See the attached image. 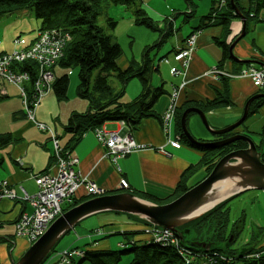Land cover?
<instances>
[{
	"label": "trees",
	"instance_id": "obj_1",
	"mask_svg": "<svg viewBox=\"0 0 264 264\" xmlns=\"http://www.w3.org/2000/svg\"><path fill=\"white\" fill-rule=\"evenodd\" d=\"M195 1L184 0L187 10L190 11L189 14L186 12H176L172 18L165 16L161 21H156L147 13L142 5V0H0V17L25 9L30 10L35 19L39 21L38 29H35L34 33H31L32 31L29 32L33 36L32 40H23L24 45L26 44V47H24L26 51L30 52V50L36 47V44H40L39 53L35 54L47 56L45 51L57 48V56L47 64L48 70H43L54 74V80L50 84V91L58 102L67 99L70 74L73 70L77 71L76 96L85 101L87 108L82 112L72 110L65 124L62 125L68 138L63 146L60 144L61 151L59 156L61 158H68V155L78 145L84 134L87 132L94 133L97 127L101 128L107 122H123L131 135L138 130L141 121L145 118H155L162 125L163 118L156 111L155 105L161 97L166 95V91L162 85L153 86L151 76L158 69L157 60L163 59V57V60H165L167 55L157 59L155 58L157 55L151 56L150 52L155 47L159 51L164 42H167L171 37L179 33L182 26L175 27L177 15L184 16L182 20L183 24L189 23L196 13ZM104 2L121 6L124 12L131 15L135 25L146 27L158 33L157 41L144 48L141 59L139 61L132 60L125 68H120L117 64L118 59L122 55L120 45L113 40L109 33H104V29L97 25V18ZM219 5L220 2L213 0L210 10L200 16L199 20H201V24L198 27L216 26L221 28L220 36L214 38V43L222 50V59L217 65L218 70L222 69L224 62L230 59V43L227 42V39L231 37V24L233 20H240V17L245 18V33H249L254 25L262 22L260 16L261 12L264 11V0H234V6L230 3V0H224L223 5ZM106 23L110 32L116 28L118 22L113 18L107 17ZM189 35H191V32ZM188 36H183V39L188 38ZM176 49L177 47L171 49L170 53L173 54V58ZM2 54H9V52H2ZM35 54L23 62H12L8 66L9 70L15 73L22 72L28 75L29 84L31 85L29 87L25 85L24 88L29 101L33 100V98L35 101L37 97L36 83H40V78L37 77L38 70H40V59ZM261 62L264 63V61ZM233 64L238 68L236 72H232L233 75L241 72L243 66L247 65L237 62H233ZM56 70H59V73ZM110 77L118 80L121 86L118 92L110 85ZM135 78L138 79L141 85L139 94L135 98L123 101L122 97L127 83ZM217 79L221 80L222 83L220 87H214L215 94L212 99L204 102H184L181 106L176 107L174 115V135L180 138V143L202 152L200 161L197 164L190 165L181 174L175 189L169 196L163 199L147 193L130 191L129 189H126V191L157 204L169 203L193 186L189 181L201 169L204 168L209 174L222 156L231 151L247 147L246 142L241 140L222 148L199 147L189 144L183 135L180 120L185 110L196 108L204 113H208L209 111L232 105L228 83L233 78L219 76ZM261 92L258 91L257 93ZM2 98L3 96L0 95V100ZM263 105L264 98L252 101L249 105L245 122L256 115ZM192 115H194L192 112L187 115V129L188 118ZM234 134L235 130L216 137L217 139H225ZM254 135L258 137L257 142H260L257 143L255 141L259 150L264 139V127L260 133ZM16 140L11 133H1L0 148L14 143ZM105 150L107 149L105 148ZM53 157L55 162H57L56 153H54ZM261 159L264 162V152ZM7 188L6 184H0V193ZM92 197L93 194L81 197L75 196L72 198V202L68 206H65L62 211H66ZM231 200L217 206L206 215L185 227L201 232L199 230L200 227L206 221H209L210 223H216L214 224L215 228H212L213 230L217 229V231H221L226 229L229 218L227 205ZM96 230H99V233H101L100 227L95 229L94 233L92 231V233L96 234ZM92 233L89 236L93 238L94 235ZM214 234H217V232L215 231ZM110 235H119L123 238L122 242L117 243L118 249L96 248L95 244L99 240H92L91 244L66 245L65 251L69 252L73 250L75 251L74 254L69 257L67 254L63 255L62 252H59L55 257V254L48 257L44 263L54 264L53 262L57 259L66 257L70 264H264V250H262L264 247L258 249L251 247V254L254 255L251 256L250 254V256H247L246 254L240 255V251L245 249L235 250V247L232 249L231 246L221 250L214 249L206 252L197 246L191 245V242H199L200 239H187L185 243H181L178 239L179 248L184 251L181 254L175 245H165L149 240L147 234L144 236L139 231H114L101 236V240ZM224 241L226 240H221V242ZM83 245H86L85 249L82 248ZM51 260L53 261L51 262Z\"/></svg>",
	"mask_w": 264,
	"mask_h": 264
},
{
	"label": "crops",
	"instance_id": "obj_2",
	"mask_svg": "<svg viewBox=\"0 0 264 264\" xmlns=\"http://www.w3.org/2000/svg\"><path fill=\"white\" fill-rule=\"evenodd\" d=\"M195 4V16L199 17L210 10L213 0H196ZM183 10H187V8L186 4L182 2L180 6L170 8V11L167 10L165 16L170 17L172 13L183 12ZM127 15L131 17L129 13ZM260 19L262 22L254 25L249 33L234 47L236 57L264 61V11L261 12ZM38 27L39 21L35 19L30 10H18L1 16L0 51L10 52L13 39L18 35L23 36L27 41L32 40V34L27 33L38 29ZM241 28V20L234 19L231 24L232 33H239ZM180 32L182 35H180L179 42L191 30L188 28L185 31L181 27ZM220 34L221 28L216 26H210L200 33L197 49L192 55L185 72L174 74L173 71L181 70V67L174 60L172 53L166 52L161 56L167 55L165 60H163L164 57L157 60L158 69L152 74L151 83L156 87L162 85L166 91V95L161 97L155 105L158 113H163L169 100L168 95H171L176 89H180L177 99L178 106L187 101L204 102L214 97V87H220L222 81L216 80L214 76L205 75V73L209 72L213 66L218 65L222 59V50L214 43V38H218ZM172 43L176 44V42ZM149 45H151L150 41H144L140 44L138 50L140 49L142 53L144 48ZM132 60L137 61L135 51L131 52V55L122 51L117 64L120 68H125ZM223 67L232 72H236L238 69L231 60H226ZM74 74L73 72L70 74V84L67 91V98L71 103L68 106L69 102L65 104V113H68V116L72 110L84 111L87 108L85 102H78L76 96L77 79H75ZM131 82L132 80L127 83V90L125 87L128 92L125 101L135 98L141 90L139 82L134 81L132 84ZM228 86L232 105L206 113L207 120L212 127L224 128L237 121L243 114L246 101L256 92H264V85L256 88L248 78L231 79ZM0 95L3 96L0 100V110L3 113L1 116L7 117L6 123L0 127V134L11 133L17 139L14 143L0 148V184L7 183L8 188L16 192L17 195H22L23 191L33 195L37 191L33 176L42 172L53 173L55 170L54 144L49 135L37 133L32 128L33 124L26 120L23 99H21L15 85L0 81ZM55 101V96L51 94V91H48L41 98L40 104L33 110V114L37 121L48 126L53 124L60 139L61 135L59 134L57 122H60L59 117L62 110L57 107V111H54L55 107L52 104ZM263 127L264 105L256 115L249 118L237 131L242 132L245 130L254 135L260 133ZM121 128L122 126L116 124V130H121ZM188 129L197 139L211 140L210 134L204 128L197 114L188 118ZM132 135L136 142L149 147L139 150L127 158H119L114 161L113 156L103 157L106 153L105 148L100 145L93 132H87L71 152L74 157L79 159V163L74 165V170L81 176H86L90 181L98 184L104 189L105 194L116 192L119 180L124 179L128 183L130 191L147 193L163 199L175 189L181 174L190 165L197 164L202 157V152L185 144L178 150L168 147L166 150L171 153V157L154 151L158 146L166 144V136L161 124L155 118L143 119L138 130L133 132ZM64 143L65 141H63L62 146ZM199 173L189 181L190 184L196 181L194 179ZM77 194L84 196L85 189L80 188ZM253 202L259 207L258 211L260 213L253 217L251 223L253 226L260 228L264 226V200L261 201L255 196ZM31 211L32 208L28 202L12 201L6 198L0 199V264H11L17 256H20V249L25 248L27 245L25 239L14 237V222L21 213L29 214ZM110 219L99 216L97 221L94 220L93 223L75 229L76 238L72 240V236H70L66 245L77 246L86 243L87 239H93L89 236L88 229L91 228V231H93L104 222L111 221ZM95 246L99 249L113 248L111 240H106L103 244L97 242Z\"/></svg>",
	"mask_w": 264,
	"mask_h": 264
},
{
	"label": "water",
	"instance_id": "obj_3",
	"mask_svg": "<svg viewBox=\"0 0 264 264\" xmlns=\"http://www.w3.org/2000/svg\"><path fill=\"white\" fill-rule=\"evenodd\" d=\"M230 3L234 6V0H230ZM240 19L242 30L229 46V57L240 64H254L264 68L261 61L241 59L234 55L235 45L246 35L245 18L240 17ZM261 98H264V92L251 96L245 103L242 116L224 128L212 127L207 120V114L199 109H187L183 112L180 126L189 144L216 149L241 140L246 142L247 147L222 156L203 180L190 187L178 198L169 203L157 204L126 191L92 197L58 216L46 231L11 264H43L68 233L70 234L85 219L102 213L126 214L156 228L170 230L181 243L187 242V237L189 239L194 238L193 230L185 226L245 192L264 191V162L261 159L264 152V139L261 148L258 150L254 139L241 133L225 139L215 140L214 138V136L230 133L241 126L245 122L251 102ZM191 112L199 116L204 128L213 140H200L190 133L186 127V118ZM219 182L226 183L227 187H221L218 185ZM244 221L245 216L242 215L224 242L199 241L191 242V245L206 252L231 247L242 232ZM250 251L251 248L241 250L240 255Z\"/></svg>",
	"mask_w": 264,
	"mask_h": 264
},
{
	"label": "rangeland",
	"instance_id": "obj_4",
	"mask_svg": "<svg viewBox=\"0 0 264 264\" xmlns=\"http://www.w3.org/2000/svg\"><path fill=\"white\" fill-rule=\"evenodd\" d=\"M142 1H143V4L142 5L146 9V11L149 14V16L151 18H153L154 20H156V21H159V20L161 21L165 17L167 10L170 11V8H175L177 6H180L182 4V2L185 3L183 0H142ZM220 1H222V0H220ZM216 5H217V3H216ZM221 5H223L222 2H220V5L219 6H221ZM107 17L113 18V19H115L118 22L116 28L113 31H110V32H109V29H108L107 23H106ZM182 18H183V15H180L178 17L177 23H175V25H176L175 27L178 28L179 25H181L182 28L185 31H187V29L190 28V27L187 24H183L182 23ZM132 20L133 19L127 15V12H124V9L121 6H115V5L109 4L107 2H104L103 5H102L101 10L99 12L98 18H97V25L104 29V33H106V34L109 33L112 36L113 40L116 43H119L120 44V47H121V49H122L123 52L129 53L131 55V52L135 51V54H137V61H139L141 59V56H142V53H143V52L142 53L140 52V49L138 50V47L140 46V44H142L144 41H150V43L152 45V42L153 41L154 42L157 41V39H158V33L157 32H154V31H152V30H150V29H148L146 27L137 26V25H135L133 23ZM31 31H32L31 33H34L35 29L34 30H31ZM31 33H28V34H31ZM191 34H192V30H191ZM180 35H182V33L179 31V33H177V35H175L174 37H171L170 40H168L167 42H164L161 45V48H160L159 51H158V48L157 47L153 48L152 51L150 52L151 53V56L157 55L156 58L159 59L166 52H168L169 54H171L170 53L171 49L174 48V47H178L179 46V43H182V41H183V38H182L181 42H179ZM199 35L200 34L198 33V35L196 37V40L197 41H198ZM189 36H188V38H189ZM22 39H23V36H21V35H18L16 37H14L13 42H12V49L9 52L10 55L13 54V53H15L14 55L20 56L23 52H26V50L24 49V47H26V44L24 45V41ZM172 42H176V44L174 45ZM196 44L198 45V42H196ZM196 49H197V47H196ZM196 49H194L192 51V55L195 53ZM233 51H234V49H233ZM7 55L8 54H2V51H0V81L8 82L9 84L15 85V87L19 91V94L21 96V99H23L22 90L25 91V88H24L25 85L28 86V87H29V85H31V84H29L30 83V80H29V78L27 76H23L22 78H19V77L18 78L17 77L16 78H12L11 81L4 79L6 77V75H5L6 72H8V73H11L12 72V71L10 72L9 68L7 67L8 66L7 64H10L8 62V58L4 57V56H7ZM24 60L21 59L20 62H23ZM41 63H40L41 67L43 66L45 69L48 68V66H46L43 62H41ZM250 65H252L254 67L255 66L257 67V65H254V64H247L243 68L244 69L245 68H248V66H250ZM180 67H181V65H180ZM216 68H217V65L216 66H213V68L209 72L205 73V75H211V76H213V72H211V71L212 70L216 71L217 70ZM2 69H5V72H3ZM186 70H182V68H181V70H179V72L180 73L182 71L185 72ZM56 71H57V73H59V70H56ZM72 72L75 73L74 74L75 75V79H77V71L76 70H73ZM12 73H14V71ZM20 73H22V72H20ZM16 74H18V72H16ZM174 74H178V72H175ZM53 75L54 74L52 73V76ZM7 76L8 77H12L13 75L8 74ZM37 77L38 78L40 77L39 70H38ZM244 78H247V77H244ZM53 80H54V76H53V79L52 80H48V81H50V83H51ZM134 81L135 82H139L138 79H136V78L135 79H132V82H134ZM77 82H78V79H77ZM132 82H131V84H132ZM31 83L33 84V82H31ZM110 85L112 86V88L116 92H118L120 90V87L121 86H120L118 80L115 79V78H113V77H110ZM263 85L264 84H262L261 86H259L257 88H260ZM40 88H42L41 85H40ZM46 88H47V86H46ZM130 88H132V87H130ZM126 90H127V87H126ZM126 90H125V93H124V95L122 97L123 101H125L126 100V97L128 96V92ZM174 92H178V90L176 89ZM51 94H52V92H51ZM177 99H178V93L176 94V102H175L176 103V107L178 106L177 105ZM78 100H79L78 102H80V101L85 102V101L81 100L80 98H78ZM67 102H69L68 98L65 101H62V102H58L56 100L55 103L52 104L55 107L54 108L55 109L54 111H57V107H59V110H62V114L59 117V121L60 122H57L58 123V128H59V134L61 135V138L59 140H58V137L59 136L57 135V132L55 130V126L53 124H51V126L50 125L48 126L46 124L47 125V129H46L47 132L40 130L35 125H33V127H32L37 133H40V134L43 133L46 136L49 135L50 136V139L53 142V144H54V141L57 140L58 147H60V144L59 143H61V146H62L63 141H66L67 138H68L67 134L65 133V131H64L63 127H62V125L65 124L66 120L68 119V115H67L68 113L67 114L65 113V110H66L65 104ZM23 103H24V101H23ZM70 103L71 102H69L67 104V106ZM9 104H11V103H9ZM167 105H168V103H167ZM167 105H166V107H167ZM80 112H82V111H80ZM175 112H176V108H175V111L173 112V118H174ZM2 114L3 113H1V110H0V127H2L6 123V121H7L6 120L7 117L1 116ZM26 120L29 121L28 117L26 118ZM116 124H119L120 126H122L123 129L121 128V130H119V129L116 130ZM105 127H106V129L108 131H114V132L118 133V135H120V136L124 133V131H123L124 130V126L119 121L118 122L117 121L107 122ZM161 127H162V130H163V132H164V134L166 136V139H167L169 134H167L165 132V131H168V130H167L164 122H162ZM49 130H51L52 132H50ZM237 133H241V134H244V135L252 136L253 139H254V141H256V142L258 141V137H256L257 135L250 134L249 132H247L245 130L242 131V132H238L237 130H235V134H237ZM170 134L172 135V137L174 139H176V137L174 135V125L172 126V129L170 131ZM214 138L217 139L216 136H214ZM211 140H213L212 137H211ZM134 142L136 143L135 140H134ZM257 143H260V142H257ZM165 145H167V144H165ZM168 147L170 149H174L171 146H164V148H165L164 150H166ZM175 150H178V149H175ZM154 151L160 152L158 148H155ZM125 152L126 153L121 154L122 156L124 155L123 158H127L128 156H130L132 154V151L131 152L125 151ZM106 153H107V150H106ZM122 153H123V150H122ZM160 153H162L164 156H167V157H171L172 156V155H170L171 153L170 154H166L164 152H160ZM73 160H75V159H73ZM76 161H78V163H79V159L78 158L76 159ZM43 174H47V173L42 172L39 175H43ZM198 175L195 177L194 180H196V181L194 182V184L192 183V185H195V184H197V182H200L201 180H203V178H205L208 175V173L203 168V169L200 170V173ZM80 177H81V175H80ZM34 178L35 177H33V179ZM86 178H88V177H86ZM87 180L90 182L89 179H87ZM121 180H119L118 187H120V185H121L120 184ZM34 183H35V181H34ZM94 184H96V183H94ZM6 185H7V183H6ZM35 185H36V183H35ZM36 187H37V185H36ZM80 188L78 190H80ZM126 189H129V186L127 188H124V190H126ZM100 190L102 192L101 193H95V194H93V197L100 196V195H104L105 194L104 193V189H100ZM37 191H38V188H37ZM37 191L33 195H29L25 191H23V193H25L26 195H29L31 197V196L36 195ZM263 192L264 191H248V192H245V193H243V194H241V195L233 198L228 203L227 207L229 209V218H228V224L226 226L228 232L231 231V228H232L233 224H235L238 220H240V218H241L242 215L245 216L243 230H242L241 234L237 237L236 242L233 243V247L238 248V247L242 246V244L245 243L249 239V237L252 235V233H254L255 230L258 229V227L253 226L252 223H251L252 220H253V217L254 216H257L260 213L258 211V208L259 207L256 205L255 202H253V199H254L255 196H257L258 199H260L261 201L264 200V193ZM22 196H23V194L22 195H17L13 199H10V198H6V199H9V200H12V201H17V199H20L18 201L28 202L30 204L29 201L24 200V199H21ZM77 196H80L81 197V195H78V194H77ZM0 199H2V198H0ZM69 204L70 203H68V202L67 203H64L63 206L61 207V209H64V207L65 206H68ZM63 212H65V211H62V213ZM23 214L24 213H21L18 216V218L15 220V222H14V235H15L14 237L15 238H23V239L26 240V243H27V245L25 246V248H23V249L21 248L20 249V252H21L20 256L32 244V242H29V240L27 238H25V236L23 235V233H21V232H24L25 231V229L21 231L22 225H20L21 224L20 221L22 220ZM58 216H60V214ZM99 216H104L106 218L107 217L108 218H111L110 219L111 221L104 222L100 226V228H101V231L100 232L101 233H99V230H96V234H93L94 233V230H93V233H92L91 228H89L88 229L89 235H90V233H92L94 236H93V239H87L86 240L87 241L86 242L87 244H91V241L92 240L93 241L94 240H99L98 241V244H103V242H105L106 240H111L112 241V246H113L112 249L114 250V249H118L119 248V246H118L117 243L122 242L123 241V238L121 236H119V235H110L109 237H107V239L104 237L101 240V236H105L106 233L114 232V230L120 231V232H123V231H126V232H128V231H139V232H141V234H143L145 236L146 234L148 235V233H150L151 230H153L154 228H156V227H154V226H152L150 224H147V223H145L143 221H140V220H138V219H136L134 217H131L129 215H126V214H121V213H102V214H99ZM94 220L97 221L98 218L95 217V216L89 217V218L85 219L84 221H82L75 229H78V228L83 227L84 225H88L90 223H93ZM261 220H262V218H261ZM261 222L263 223V221H261ZM214 224H216V223H214V222H211L210 223L209 221H206L205 224L202 225V227H200V229H199V230H201L202 233L201 232H198L196 230H193V232L195 233V237L192 238V239H195V240L200 239L199 240L200 242H203V241H205V242L212 241L213 242V240L211 238L213 237V234L215 233V229L214 230L212 229V228H215L214 227ZM156 229H159V228H156ZM74 230L70 233L71 235L69 233L67 234V236L65 237V239L63 241H61L57 245L56 249L53 251V253L50 256H52L53 254H55L54 255V257H55L59 252H64L66 250L65 249V246H66L67 241L70 238V236H72V240L74 238H76V234L74 233L75 232ZM161 230H164L165 231V229H161ZM221 233H222V231H221ZM85 237H87V236H85ZM187 238L189 239V237H187ZM263 240H264V234L260 235L256 239L254 245H252L251 247L252 248L254 247V249H258L260 247H264ZM214 241H217V242L221 243V241H218L217 240V237L215 238ZM79 245H82V244H79ZM82 248L85 249L86 248V245H83ZM106 249H108V248H106ZM262 250H264V248ZM71 252H73V250ZM251 252L252 251L248 252L246 255L247 256H250ZM252 255H254V254H251V256ZM20 256H17V257H20ZM66 259H68V258H59V259H57L53 263L54 264H70ZM125 260H127V259H125ZM52 261L53 260H51V262ZM43 264H50V263L47 262V263H43ZM237 264H242V263H237Z\"/></svg>",
	"mask_w": 264,
	"mask_h": 264
},
{
	"label": "built area",
	"instance_id": "obj_5",
	"mask_svg": "<svg viewBox=\"0 0 264 264\" xmlns=\"http://www.w3.org/2000/svg\"><path fill=\"white\" fill-rule=\"evenodd\" d=\"M217 2H222L224 3V0L220 1L217 0ZM218 5V3H217ZM199 33V32H198ZM198 33L191 34L189 38H185L182 41V45H179L176 49V53L174 56V59L181 65L182 70H186L190 59L192 57V51L194 50L193 47H184L183 43L187 42H193L196 40V37ZM40 44H36V47H34L32 50L23 52L20 56H16L13 54H8L7 56H4L8 58V62L11 64L12 62H20V60H24L27 58H31L34 56L35 53L38 52ZM57 47V46H55ZM46 52L47 56L42 55H36L38 57L39 63L43 62L46 66L47 64L57 56L58 50L57 48L49 49ZM39 53V52H38ZM42 56V57H40ZM7 64V63H6ZM10 64H7L8 66ZM42 64V63H41ZM43 65V64H42ZM7 66V67H8ZM45 69L43 66L41 67L40 65V83H36V92H37V97L29 101L27 99V94L24 90H22V96H23V101H24V107H25V112L26 116L29 119V122H31L33 125L38 127L42 131H46L47 125L39 122L35 119L33 110L38 106L39 102L41 101V98L51 90L50 88V81L52 80L53 76L50 71L43 70ZM217 70L213 72V76L215 79H217L219 76H227L230 78H244L247 77L248 79L251 80L252 85L254 87H259L262 84H264V69L263 68H257L256 66H248V68H243L241 72L237 74H232L231 72L227 71L226 69H220L216 68ZM3 72H5V69H2ZM48 70V68H47ZM11 72V70H10ZM13 72V71H12ZM11 72V73H12ZM175 72H179V70H174ZM8 73L6 72V77L4 79L10 80L12 78H22L23 76L28 75L26 73ZM13 75L12 77H8L7 75ZM16 74V75H15ZM15 75V76H14ZM39 84V85H38ZM40 85L42 88H40ZM19 86V85H18ZM47 86V88H46ZM182 87V86H181ZM44 88V89H43ZM176 94L177 92H174L168 100V105L161 114L163 118V122L167 128L168 131H165L168 135V138L166 139V144L165 146H171L174 149H178L180 147L179 145V137L175 136L176 139L172 137L170 134V131L172 129V126L174 125V118H173V112L175 111L176 108ZM52 132L51 130H49ZM47 132V131H46ZM52 134V133H51ZM95 135L97 140L102 143L106 149H107V154L113 156V160L115 161L118 159V157L121 155L119 153L115 152V149H122L123 145H127V140L129 139L131 142L129 143L130 149L128 152L133 151L137 146L131 138L128 137H122L119 136L118 133L116 132H111L107 131L104 127L99 128L98 130L95 131ZM128 135V134H125ZM129 136V135H128ZM130 137V136H129ZM54 147H55V153L57 155V162L55 165V170L53 173H47L43 175H38L34 178V181L37 185L38 191L36 195L34 196H29L23 193V196L21 199L27 200L30 202L32 212L30 214L24 213L22 216V220L20 221L22 225L21 231L25 229L23 235L25 238L29 240V242H33L36 240L38 237H40L49 224L56 218L58 217L59 214L62 213V205L64 203H70L72 202V198L77 196L76 193L80 187H85L86 189V194H95V193H101L102 191L96 188L95 184L93 182H89L85 176H81L79 173H76L73 169V166L78 163L76 159L74 158L73 155L69 154L68 158L64 159L59 156L60 154V147L57 145V140L54 141ZM159 149V148H158ZM163 149H159L160 152H164L166 154H170L168 151ZM126 153L123 151V154ZM171 155V154H170ZM124 156V155H123ZM121 157V156H120ZM75 159V160H73ZM81 182V183H79ZM83 183H86L87 185H84ZM5 184V183H4ZM120 187L127 188L128 184L127 182L122 179L120 182ZM17 195L13 190L10 189H4L0 193V198H10L13 199ZM148 233V232H147ZM147 237L149 240H153L155 242H160L162 244H167V245H175L179 253L183 254L184 251L179 248V243L177 238L174 236V234L170 230H161V229H156L154 228L153 230L148 233ZM64 251L62 252L63 255H68L69 257L74 254L75 251L71 252L69 251ZM183 252V253H182ZM66 258V257H63ZM68 261V259H66Z\"/></svg>",
	"mask_w": 264,
	"mask_h": 264
},
{
	"label": "bare ground",
	"instance_id": "obj_6",
	"mask_svg": "<svg viewBox=\"0 0 264 264\" xmlns=\"http://www.w3.org/2000/svg\"><path fill=\"white\" fill-rule=\"evenodd\" d=\"M186 4V3H185ZM183 12H186L187 14H189L190 13V11H188V10H183ZM179 13H181V12H179ZM173 15H174V13H172L171 15H170V18H172L173 17ZM180 15H177V17L175 18V16H174V18H175V22L177 23V20H178V17H179ZM183 18H184V16H183ZM183 18H182V20H183ZM200 19V16L199 17H196V16H194L193 15V17H192V19H190V21H189V23L187 24L190 28V30H192V34H194V33H196V32H199V34L200 33H202L206 28H208V27H206V28H198L199 27V24H201L200 22H201V20H199ZM241 20V19H240ZM198 28V29H197ZM194 30H197V31H194ZM241 30H242V28H241ZM241 33V31L239 32V33H237V34H235V33H231V37L230 38H228L227 39V42H229L230 44L232 43V41L236 38V36L237 35H239ZM22 40H24V38L22 39ZM196 42H198L197 40H195V41H193V42H190V43H187V42H184L183 43V46L184 47H193L194 49H196V47H197V44H196ZM230 44H229V46H230ZM179 45H182V43H179ZM236 46V45H235ZM229 60H231V59H229ZM232 62H234L233 60H231ZM219 64V63H218ZM257 68H262L261 66H259V65H257ZM227 71H230V70H228V69H226ZM180 90V89H179ZM179 90H178V92L177 93H179ZM195 114V113H194ZM122 124H123V126H124V133L121 135L122 137H128V138H131L132 140L134 139L133 138V135H131L129 132H128V129H127V127L125 126V124L123 123V122H121ZM240 127V126H239ZM238 127V128H239ZM99 128L97 127L94 131H96V130H98ZM235 130H237V128L235 129ZM108 131V130H107ZM234 131V130H233ZM233 131H231V132H233ZM109 132V131H108ZM95 133V132H94ZM125 134H128V135H125ZM96 136V135H95ZM120 136V135H119ZM99 142V141H98ZM131 141L128 139L127 140V145H123V147H122V149H115V152L116 153H119V154H123L122 153V150L124 151H128L129 149H130V147H129V143H130ZM100 143V142H99ZM136 144V148L132 151V154H134V152H137V151H139V150H142V149H147L149 146H147V145H145V144H139L138 142H136L135 143ZM100 145L102 146V147H104V148H106L102 143H100ZM179 145H180V147L178 148V149H180L181 148V146L183 145L182 143H180L179 142ZM165 146V145H164ZM164 146H158L157 148H159V149H163L164 148ZM139 149V150H138ZM131 154V155H132ZM108 156H111V155H107V153H104V156L103 157H108ZM120 156H122V155H120ZM118 157V159L119 158H123V156L122 157ZM75 159H77L76 157H74ZM113 158V157H112ZM116 161V160H115ZM73 169H74V166H73ZM75 171V170H74ZM76 172V171H75ZM77 173V172H76ZM204 177V176H203ZM88 179V178H87ZM204 179V178H203ZM121 180V179H120ZM90 182H92V181H90ZM79 183H81V182H79ZM84 185H87L86 183H83ZM96 186V188H98L99 190L100 189H102L98 184H95ZM218 185H220L221 187H227V185H226V183H221V182H219L218 183ZM81 188H84L85 189V187H81ZM126 191V190H124V188L123 187H118V189H117V191ZM126 192H128V191H126ZM85 193H86V189H85ZM206 215V214H205ZM95 217H99V215H95Z\"/></svg>",
	"mask_w": 264,
	"mask_h": 264
},
{
	"label": "flooded vegetation",
	"instance_id": "obj_7",
	"mask_svg": "<svg viewBox=\"0 0 264 264\" xmlns=\"http://www.w3.org/2000/svg\"><path fill=\"white\" fill-rule=\"evenodd\" d=\"M236 225L233 224L232 228ZM231 228V230H232ZM217 232V240L218 241H221V240H227L229 235H230V232L227 231V228L226 229H223L221 231H217V229L215 230ZM241 234V233H240ZM264 234V226L258 228L257 230H255L254 233H252V235L249 237V239L242 244V246L238 247V248H234L233 245H232V249L234 248L235 250H240V249H247V248H250L252 245H254L256 239L260 236ZM215 234H213V237L211 238L213 241L215 240Z\"/></svg>",
	"mask_w": 264,
	"mask_h": 264
}]
</instances>
